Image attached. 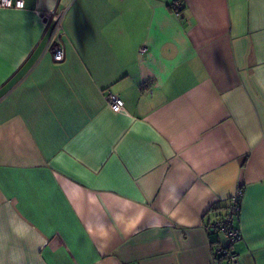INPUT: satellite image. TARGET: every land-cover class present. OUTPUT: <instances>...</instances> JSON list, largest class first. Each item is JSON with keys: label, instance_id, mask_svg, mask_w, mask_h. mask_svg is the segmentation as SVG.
<instances>
[{"label": "crops", "instance_id": "0c3cea01", "mask_svg": "<svg viewBox=\"0 0 264 264\" xmlns=\"http://www.w3.org/2000/svg\"><path fill=\"white\" fill-rule=\"evenodd\" d=\"M21 1L0 9V264H228L204 224L239 188L230 247L264 264V0Z\"/></svg>", "mask_w": 264, "mask_h": 264}, {"label": "built area", "instance_id": "2783aa9c", "mask_svg": "<svg viewBox=\"0 0 264 264\" xmlns=\"http://www.w3.org/2000/svg\"><path fill=\"white\" fill-rule=\"evenodd\" d=\"M171 9L177 16H181V12L184 6L183 0H172ZM23 2L21 0H0L1 8H21ZM62 33L61 27V13H57L54 19L53 32L51 36L50 51L54 62H61L64 59V48L58 39V36ZM142 52L143 49H140ZM106 103L113 111H119L124 106V101L116 93L110 91L106 92ZM242 189L239 188L232 196V208L229 213L224 217H215L211 221H207L204 224V228L207 234L216 232L219 237L218 240L212 242V256L214 261H218L219 257L226 258L228 264H240L239 255L236 251L231 249V244L240 239V233L237 228L231 227V220L235 217V212L240 210L239 201L241 203ZM220 237L226 240V243H221Z\"/></svg>", "mask_w": 264, "mask_h": 264}, {"label": "trees", "instance_id": "16d2710c", "mask_svg": "<svg viewBox=\"0 0 264 264\" xmlns=\"http://www.w3.org/2000/svg\"><path fill=\"white\" fill-rule=\"evenodd\" d=\"M240 204H241V203H240V201H239V204H238V205H240ZM232 207H233V206H232V197H231V198H229L228 204L225 205V206H223L221 212L217 213L215 217H224V216H226V215L229 213V211L231 210ZM220 208H221V207H217L216 210H220ZM239 211H240V210H237V211L235 212V217H233L232 220H231V227H233V228H237V227H235L234 223H235V220H237V217H238V215H239ZM208 235H209L210 238H211V243L214 242V241H216V239L218 240V238H219V237L217 236V233H216V232H212V233H210V234H208ZM220 258H221V257H219V259H220Z\"/></svg>", "mask_w": 264, "mask_h": 264}]
</instances>
